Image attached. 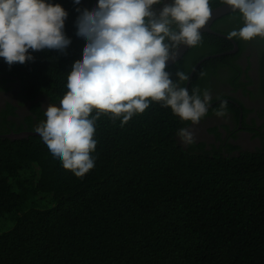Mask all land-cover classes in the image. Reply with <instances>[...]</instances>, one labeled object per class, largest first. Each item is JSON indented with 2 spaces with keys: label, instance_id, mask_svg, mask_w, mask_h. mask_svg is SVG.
Here are the masks:
<instances>
[{
  "label": "trees",
  "instance_id": "1",
  "mask_svg": "<svg viewBox=\"0 0 264 264\" xmlns=\"http://www.w3.org/2000/svg\"><path fill=\"white\" fill-rule=\"evenodd\" d=\"M210 1L211 9L223 3ZM53 2L67 13L65 54L37 51L34 61L11 67L0 58V74L16 76L25 98L61 103L85 44L75 38L73 0ZM96 4L83 0L79 10ZM221 18L232 20L226 35L243 26L238 10ZM234 39L240 49L224 54L231 39L204 32L166 70L173 80L178 69L189 77L214 54L194 72L189 92H203L213 76L248 90L237 62L247 42ZM258 45L264 53V40ZM220 97L207 113L236 108L233 96ZM186 124L155 101L123 125L101 114L95 167L83 177L54 162L35 133L0 137V264H264V149L225 155L194 140L184 145L177 132Z\"/></svg>",
  "mask_w": 264,
  "mask_h": 264
},
{
  "label": "clouds",
  "instance_id": "2",
  "mask_svg": "<svg viewBox=\"0 0 264 264\" xmlns=\"http://www.w3.org/2000/svg\"><path fill=\"white\" fill-rule=\"evenodd\" d=\"M82 3H72L78 16L75 38L85 44L82 60L71 67L59 108H49L45 123L35 128L51 159L77 177L95 167V122L101 114L110 113L123 125L155 101L197 124L211 100L207 91L190 93L180 86L188 79L183 72L173 80L166 70L175 49L201 41V29L212 15L209 0H97L91 12L79 10ZM223 3L243 20L230 38H264V0ZM66 20L67 13L53 0H0V58L11 67L34 61L37 51L63 56L71 44L63 33ZM177 135L193 142L186 128Z\"/></svg>",
  "mask_w": 264,
  "mask_h": 264
},
{
  "label": "flooded vegetation",
  "instance_id": "3",
  "mask_svg": "<svg viewBox=\"0 0 264 264\" xmlns=\"http://www.w3.org/2000/svg\"><path fill=\"white\" fill-rule=\"evenodd\" d=\"M209 3H211L210 0ZM231 23L232 20L219 17L215 19L211 27L216 32L215 34L224 36L223 32L227 31ZM263 40L264 38L256 37L246 41L247 45L237 59L238 64L242 67L238 78L246 84L248 90L243 85L235 88L229 80L215 76L211 78L206 88H200L203 92L207 91L211 96L208 108L214 107L220 100H226L224 97H220L222 93L229 94L236 99L233 100L236 108L222 107V110L225 111L223 116H218L216 111L208 112L209 114L206 113L197 124L188 121L184 128L193 134V140L197 144L206 143L207 149L214 148L225 155L263 151L264 53L258 45V42ZM213 55H207L200 61L203 59L205 61L207 57ZM178 70L181 72L180 69ZM59 105L60 102L52 101L44 94H39L33 99L25 98L21 83L16 76L0 74V137H7L2 135L10 133H35V128L44 123L46 111L53 107L59 108ZM37 107L41 109L42 113L37 110ZM19 129L20 131H18ZM178 140L187 145L179 136Z\"/></svg>",
  "mask_w": 264,
  "mask_h": 264
},
{
  "label": "water",
  "instance_id": "4",
  "mask_svg": "<svg viewBox=\"0 0 264 264\" xmlns=\"http://www.w3.org/2000/svg\"><path fill=\"white\" fill-rule=\"evenodd\" d=\"M232 12H234V11H232L231 7L226 5L225 3L213 8L212 9V15H211V17H210V19L208 21V24H206L205 27L203 29H201V32L202 33H204V32H214V30L211 27V24L215 21V19L219 18V17H222L224 15H227L229 13H232ZM214 33H216V32H214ZM223 35L226 36V37H229V35H225V34H223ZM230 39L233 41L234 48L229 50V51H226L224 54L236 53L239 50V46L237 45L235 40L233 38H230ZM190 47L191 46H186V47L185 46H181V47L175 49L173 59L169 62L168 66H170V65L176 63L178 60H180L185 55V53L189 50ZM203 60L199 61L197 63V65L194 67V70L190 74L188 82L186 83V88H189V86L191 84V78L193 77L194 72L196 71L198 66L202 63ZM30 134H31L30 132H23V133H10V134L2 135V136H7V137H10V138L16 139V138H23V137L28 136ZM32 134H34V133L32 132Z\"/></svg>",
  "mask_w": 264,
  "mask_h": 264
},
{
  "label": "rangeland",
  "instance_id": "5",
  "mask_svg": "<svg viewBox=\"0 0 264 264\" xmlns=\"http://www.w3.org/2000/svg\"><path fill=\"white\" fill-rule=\"evenodd\" d=\"M8 227V226H7ZM7 227H5L4 229H6ZM4 229H2V230H4Z\"/></svg>",
  "mask_w": 264,
  "mask_h": 264
}]
</instances>
